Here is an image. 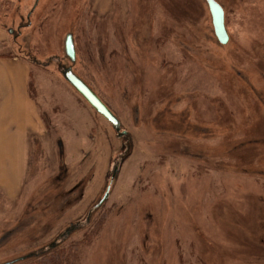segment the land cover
<instances>
[{"label": "rangeland", "instance_id": "obj_1", "mask_svg": "<svg viewBox=\"0 0 264 264\" xmlns=\"http://www.w3.org/2000/svg\"><path fill=\"white\" fill-rule=\"evenodd\" d=\"M35 1L0 0V56L27 62L46 130L28 143L19 196H0V264L61 243L69 264H264V0H215L225 46L206 0H39L32 11ZM180 152H201L214 169ZM80 183L82 196L53 207L54 193Z\"/></svg>", "mask_w": 264, "mask_h": 264}, {"label": "crops", "instance_id": "obj_2", "mask_svg": "<svg viewBox=\"0 0 264 264\" xmlns=\"http://www.w3.org/2000/svg\"><path fill=\"white\" fill-rule=\"evenodd\" d=\"M5 39L0 28V49ZM28 84L27 62L0 56V196L9 201L19 196L27 175L28 143L46 131Z\"/></svg>", "mask_w": 264, "mask_h": 264}, {"label": "water", "instance_id": "obj_3", "mask_svg": "<svg viewBox=\"0 0 264 264\" xmlns=\"http://www.w3.org/2000/svg\"><path fill=\"white\" fill-rule=\"evenodd\" d=\"M39 0H36L32 11L36 8ZM206 4L211 16L213 32L217 42L224 46L229 41L224 21V11L215 0H206ZM29 17V16H28ZM12 33V30L8 31ZM64 52L66 57L73 63L76 59L75 45L71 33L65 36ZM63 79L92 107L99 115H101L108 123L112 125L116 132L120 130V123L111 111L102 103L98 96L72 71L71 67L64 68L61 72ZM125 133L118 134L122 137ZM117 167L114 174L117 172ZM109 197V189L106 191L99 205L106 201ZM17 261V260H16ZM14 261L13 263H15Z\"/></svg>", "mask_w": 264, "mask_h": 264}, {"label": "flooded vegetation", "instance_id": "obj_4", "mask_svg": "<svg viewBox=\"0 0 264 264\" xmlns=\"http://www.w3.org/2000/svg\"><path fill=\"white\" fill-rule=\"evenodd\" d=\"M215 36V35H214ZM75 45V44H74ZM225 46V45H224ZM65 53V52H64ZM66 56V55H65ZM71 62V61H70ZM72 63V62H71ZM64 68H67V67H64ZM63 68V69H64ZM99 98V97H98ZM100 99V98H99ZM166 99H163V102L162 103H164V101H165ZM86 102V101H85ZM87 103V102H86ZM103 103V102H102ZM88 104V103H87ZM104 104V103H103ZM107 108H108V106L106 105V104H104ZM151 105V104H150ZM149 105V106H150ZM88 106H89V104H88ZM90 107V106H89ZM90 108H92V107H90ZM93 109V108H92ZM109 109V108H108ZM155 109H156V107H154V109H152V113H153V111H155ZM94 110V109H93ZM110 110V109H109ZM95 111V110H94ZM111 111V110H110ZM95 113L96 114H98L96 111H95ZM111 113L113 114V112L111 111ZM152 113H150V117H151V115H152V117L154 116V114H152ZM114 115V114H113ZM98 116H100L101 118H103L101 115H99L98 114ZM115 116V115H114ZM131 116H132V121H133V123L134 124H137V123H139V111H138V109L137 108H133V109H131ZM146 116V115H145ZM116 117V116H115ZM117 118V117H116ZM104 119V118H103ZM105 120V119H104ZM117 120H118V118H117ZM150 120V119H149ZM106 121V120H105ZM119 121V120H118ZM107 122V121H106ZM108 123V122H107ZM119 123H120V121H119ZM111 127H112V125L110 124V123H108ZM144 125H142V127L145 129V132H147V133H150L151 132V124H150V122H147V124H145V123H143ZM112 129L115 131V129L112 127ZM203 131L205 130V129H202ZM122 132H124L125 134L122 136V137H118V134H120V133H122ZM115 133H116V137L118 138V139H123V138H128V132L121 126V123H120V130H119V132H116L115 131ZM160 133H162V135H166L167 136V134L165 133V132H160ZM170 137V136H169ZM182 136H179V135H176L175 136V139H176V141H182V138H181ZM171 138V137H170ZM186 148H188V146H185L184 147V149H186ZM183 149V150H184ZM182 150V151H183ZM183 152H180V154H178V153H174L175 154V156L176 157H184V158H188V159H192V160H198V161H200L201 163H206V165H208V166H211L212 167V169H214V167H213V160L211 159V157H209V156H207V155H202V153L201 152H198L197 154H192V153H184V154H182ZM212 160V161H211ZM118 168V167H117ZM58 179H60V177H57ZM83 193H84V188H82V186H81V183L80 184H78V185H75V186H73V187H71L70 189H67V190H62V191H59V192H57V193H54V195H53V198H52V205H53V207H55V206H58V205H60L61 204V202H62V204H70V203H72V201L75 199V197L76 196H82L83 195ZM106 193V192H105ZM105 195V194H104ZM104 195L102 196V198L104 197ZM102 198L97 202V204L95 205V209H98V208H100V207H102L103 205H104V203L108 200H106V201H104L101 205H99V203L101 202V200H102ZM109 198V197H108ZM90 216H88V218H89ZM86 224L88 223V220H87V218H86ZM70 232L68 231L67 232V234H69Z\"/></svg>", "mask_w": 264, "mask_h": 264}, {"label": "trees", "instance_id": "obj_5", "mask_svg": "<svg viewBox=\"0 0 264 264\" xmlns=\"http://www.w3.org/2000/svg\"><path fill=\"white\" fill-rule=\"evenodd\" d=\"M62 244V243H61ZM58 245L56 247H52L51 249L48 250V252L41 253V254H32V255H27L25 257L16 259L17 261L15 263L11 264H23L28 261L34 260V258H41L44 263L46 264H69V252L67 253L64 249L63 246Z\"/></svg>", "mask_w": 264, "mask_h": 264}]
</instances>
